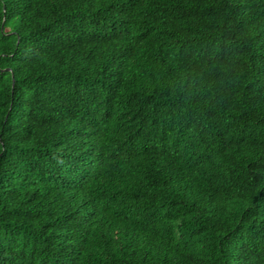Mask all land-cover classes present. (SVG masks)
<instances>
[{
	"label": "trees",
	"instance_id": "16d2710c",
	"mask_svg": "<svg viewBox=\"0 0 264 264\" xmlns=\"http://www.w3.org/2000/svg\"><path fill=\"white\" fill-rule=\"evenodd\" d=\"M0 264H264V0H0Z\"/></svg>",
	"mask_w": 264,
	"mask_h": 264
}]
</instances>
